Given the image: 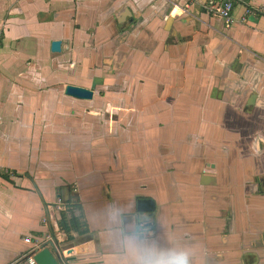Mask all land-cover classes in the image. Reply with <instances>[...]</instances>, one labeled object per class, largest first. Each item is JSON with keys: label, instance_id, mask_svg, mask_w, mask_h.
Segmentation results:
<instances>
[{"label": "crops", "instance_id": "crops-1", "mask_svg": "<svg viewBox=\"0 0 264 264\" xmlns=\"http://www.w3.org/2000/svg\"><path fill=\"white\" fill-rule=\"evenodd\" d=\"M202 2L0 0V264L51 235L68 264H264V14Z\"/></svg>", "mask_w": 264, "mask_h": 264}, {"label": "water", "instance_id": "water-1", "mask_svg": "<svg viewBox=\"0 0 264 264\" xmlns=\"http://www.w3.org/2000/svg\"><path fill=\"white\" fill-rule=\"evenodd\" d=\"M61 42L59 40H54L51 43L52 51L60 50ZM97 80L94 78L90 88H85L81 86H76L68 84L65 86V94L78 98V99H91L94 94V87L97 84ZM154 205L151 199H139L137 201V209L139 211H151L153 210ZM42 247L39 250L29 252L25 255L24 260L27 259L29 255H32V258L35 264H68L67 259L63 255V250L66 247H61L58 241L53 235H51L47 240L41 243ZM72 250L68 247L66 253H70Z\"/></svg>", "mask_w": 264, "mask_h": 264}, {"label": "built area", "instance_id": "built-area-1", "mask_svg": "<svg viewBox=\"0 0 264 264\" xmlns=\"http://www.w3.org/2000/svg\"><path fill=\"white\" fill-rule=\"evenodd\" d=\"M237 4H240L244 7V13L240 18H236L234 16V8ZM201 9L206 14L222 19L225 27L228 28L235 23L244 22L247 14H264V3L255 7H251L247 0H203L201 3ZM59 202L60 198L57 200V203ZM43 221L46 223V219ZM25 239L27 241H31L30 237H26ZM44 241V239L34 240V247L32 250H30V252L39 250L42 247L41 243ZM26 261L27 264H35L32 255H29Z\"/></svg>", "mask_w": 264, "mask_h": 264}, {"label": "clouds", "instance_id": "clouds-1", "mask_svg": "<svg viewBox=\"0 0 264 264\" xmlns=\"http://www.w3.org/2000/svg\"><path fill=\"white\" fill-rule=\"evenodd\" d=\"M132 260L135 264H193V253L184 247L159 249L145 246L134 249Z\"/></svg>", "mask_w": 264, "mask_h": 264}, {"label": "trees", "instance_id": "trees-1", "mask_svg": "<svg viewBox=\"0 0 264 264\" xmlns=\"http://www.w3.org/2000/svg\"><path fill=\"white\" fill-rule=\"evenodd\" d=\"M72 206L74 207V204H72ZM68 211L69 214H67L66 212L61 213V218L58 222L60 229L63 230L67 235H69V237L71 230H75L78 234L86 233L87 229L85 227L84 228L80 227L82 223L79 217L73 215L71 209H69Z\"/></svg>", "mask_w": 264, "mask_h": 264}]
</instances>
